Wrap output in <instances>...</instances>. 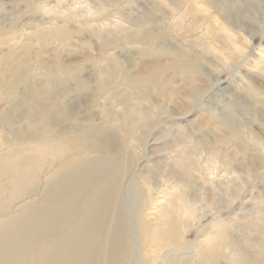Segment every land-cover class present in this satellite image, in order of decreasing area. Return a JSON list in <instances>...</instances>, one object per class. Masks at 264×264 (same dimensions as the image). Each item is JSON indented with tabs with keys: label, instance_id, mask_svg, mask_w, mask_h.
Listing matches in <instances>:
<instances>
[{
	"label": "rangeland",
	"instance_id": "rangeland-1",
	"mask_svg": "<svg viewBox=\"0 0 264 264\" xmlns=\"http://www.w3.org/2000/svg\"><path fill=\"white\" fill-rule=\"evenodd\" d=\"M181 55L193 69H173ZM107 59L133 73L165 67L174 86L186 89L180 100L148 98L151 120L122 156L120 206L132 257L144 252L141 216L150 264H230L239 256L264 264V0H0V155L7 154L1 161L18 159L11 156L21 144L15 134L34 131L41 116L27 100L33 86L66 95L72 119L55 130L103 126L110 105L119 118L121 105L94 95L106 78ZM39 60L40 68L34 66ZM23 62L31 66L18 75L14 91H3ZM118 86L112 89L119 93ZM183 161L192 165L193 179L178 178ZM45 180L41 171L28 185L32 191L39 185L37 193L16 199L0 173V205H7L0 218L35 201ZM180 192L190 216L183 202L167 211V201ZM259 212L261 232L253 223ZM173 223L179 242L161 243ZM218 236L224 245L215 255L210 250Z\"/></svg>",
	"mask_w": 264,
	"mask_h": 264
},
{
	"label": "bare ground",
	"instance_id": "bare-ground-1",
	"mask_svg": "<svg viewBox=\"0 0 264 264\" xmlns=\"http://www.w3.org/2000/svg\"><path fill=\"white\" fill-rule=\"evenodd\" d=\"M148 38L146 35L141 36L144 41H148ZM178 58L181 62L175 65L174 70L194 68L193 61L183 55ZM106 62L109 66L106 78L102 83L99 82L94 95L97 97L103 93L108 104L121 105L122 116L114 118L111 105L106 107L103 126L87 122L85 125L72 124L53 129L57 123L72 119L71 110L64 106L66 95L62 92L50 95L45 89L31 87L27 100L35 104L41 116L36 121L34 131H16L14 140L21 144L14 148L11 156L19 157L16 161L11 159L5 162L1 159L7 154L1 153L0 173L7 177V188L13 191L16 199L32 192L37 193L39 185L33 191L28 185L35 177L38 178L41 171H45L46 180L42 194L35 201L26 202L14 213L0 218V264H131L133 261V264H150L145 253L142 217L138 216L141 228L138 233L142 236L143 243L139 245L144 252L136 260L132 257L133 243L122 222V156L128 155V147L132 144L131 139H135L137 130H145L151 120L148 98L168 94L179 99L186 89L183 85L174 86L169 74L165 73V67L146 65L133 73L127 67L114 66L111 59ZM30 66L29 63H21L15 77L3 84V91H14L18 75L24 74ZM34 66L40 68L43 64L39 60ZM95 68L101 71L100 65ZM59 71L62 76L68 74L67 69L59 68ZM117 82L121 90L119 93L112 89ZM20 107L21 103L14 106L15 109ZM116 145L124 154L114 149ZM34 164H37V168L33 170ZM191 167V164L183 161L177 169L178 178L182 179L184 175L188 180L193 179ZM182 202L186 214L190 216L191 207L184 200L182 192L167 201V211L178 210ZM4 207L0 205V212L7 205ZM261 218L259 212L253 220L258 232H261ZM173 224L170 234L159 239L161 243L179 242L176 223ZM209 239L207 236L208 243ZM159 241H156L158 248ZM223 245V239L218 236L210 251L217 255ZM230 264L251 262L247 257L239 256Z\"/></svg>",
	"mask_w": 264,
	"mask_h": 264
}]
</instances>
